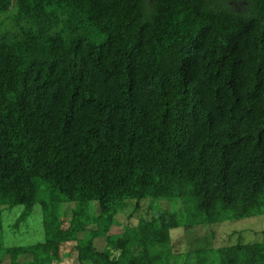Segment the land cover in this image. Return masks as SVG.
<instances>
[{
	"label": "trees",
	"instance_id": "1",
	"mask_svg": "<svg viewBox=\"0 0 264 264\" xmlns=\"http://www.w3.org/2000/svg\"><path fill=\"white\" fill-rule=\"evenodd\" d=\"M238 1L0 0V264H264L217 241L264 215V0ZM4 210L42 239L4 243Z\"/></svg>",
	"mask_w": 264,
	"mask_h": 264
},
{
	"label": "rangeland",
	"instance_id": "2",
	"mask_svg": "<svg viewBox=\"0 0 264 264\" xmlns=\"http://www.w3.org/2000/svg\"><path fill=\"white\" fill-rule=\"evenodd\" d=\"M1 17L2 14H0V18ZM129 201L130 202L115 215V219H114L115 222L110 229L111 234L121 233L124 230L125 226L137 223V219H138L137 217L139 215H145L146 212L148 213L151 212L148 206L149 202L147 200L141 201L140 208L136 211L133 210L135 201L134 200H129ZM90 204L93 212L94 204L93 202H91ZM160 204L163 209H166L169 205L167 202H161ZM68 209L69 206L67 205L66 210ZM172 209L174 211L176 210L174 207H171V210ZM34 213L28 219L22 222L17 230V229H12L10 226V223H12L16 218L17 212L16 211L9 212L8 210H4L1 213V218L3 219V224H4V229H3L4 243L15 244V245H26L41 240L42 239V232L40 229L41 214L39 211L36 215H34ZM178 213L181 214L179 216L180 220L183 221V223L185 224L188 215L181 211L180 212L178 211ZM221 228L222 229L219 230L220 232L218 233V237H217V241L220 243H223L230 238L228 236L227 238H224V240L221 239L223 237L222 233L224 232V230L227 231L228 233L234 231L235 235L231 238V241H234V239H236V237L238 236V233L241 231L244 232L243 236L245 241L262 240L264 239V235L261 232L264 230V215L255 216L235 222H226L222 225ZM181 229H183L182 235L186 233L187 234L186 236L191 237L185 239L186 245L184 246L187 249L189 248L188 250L195 249L203 245L204 246L212 245L213 243H215V240L210 239V237L208 238L209 241H204L201 238L202 236H198V238L195 237V235L191 233L193 230H190L189 228H185L184 226L177 227V230H181ZM194 237L196 238V240H193ZM104 244H105V240L99 239L96 241L95 246L101 249L104 246ZM182 250L183 252L187 251V250L184 251V249ZM65 255H67V253H65ZM190 256L192 257L193 254H191ZM191 259L192 258L188 259V262L191 261ZM7 260H8V256H4L2 260L3 263L1 264H6ZM180 260L182 261V257ZM67 262L70 263V260L60 261L58 264H67Z\"/></svg>",
	"mask_w": 264,
	"mask_h": 264
},
{
	"label": "flooded vegetation",
	"instance_id": "3",
	"mask_svg": "<svg viewBox=\"0 0 264 264\" xmlns=\"http://www.w3.org/2000/svg\"><path fill=\"white\" fill-rule=\"evenodd\" d=\"M242 2H236V0H233V5L235 6V7H240V6H242V4H241Z\"/></svg>",
	"mask_w": 264,
	"mask_h": 264
}]
</instances>
